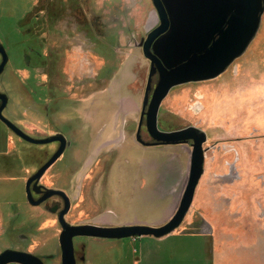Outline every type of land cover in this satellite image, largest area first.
<instances>
[{"label":"rangeland","instance_id":"1","mask_svg":"<svg viewBox=\"0 0 264 264\" xmlns=\"http://www.w3.org/2000/svg\"><path fill=\"white\" fill-rule=\"evenodd\" d=\"M35 2L0 0V43L19 78L11 80L8 70L0 76V92L12 97L3 115L30 132L60 130L66 135L70 146L42 181L71 192L68 221L95 224L105 217L119 225L160 217L161 209L144 210L145 191L136 186L145 179L143 160L159 158L163 147H142L134 141L148 69L135 43L158 24L151 0H57L64 17L45 35L47 43L37 45L46 59L32 60L28 68L21 53L34 44L23 42L30 27H23L22 20ZM81 15L87 20L83 27ZM137 72L144 73L141 80ZM22 84L30 92H21ZM50 97L67 104L45 118L42 104ZM118 118L119 144L101 145L118 136ZM190 126L207 134L204 174L176 230L189 224L187 231L206 234L215 264H264V14L246 52L222 75L174 87L162 102L160 130ZM142 136L148 139L146 133ZM53 149V144L23 142L0 122V219L8 229L0 236V253L17 248L27 252L32 241L47 238V246L28 253L39 258L42 250L56 254L60 231L56 236L31 227L30 217L41 211L26 202L25 194L27 176ZM92 240L76 238V250L81 242L94 254L102 253L104 248ZM199 240L185 239V244L196 247L203 243ZM77 264H86L85 256Z\"/></svg>","mask_w":264,"mask_h":264},{"label":"water","instance_id":"2","mask_svg":"<svg viewBox=\"0 0 264 264\" xmlns=\"http://www.w3.org/2000/svg\"><path fill=\"white\" fill-rule=\"evenodd\" d=\"M158 24L147 31L143 39V56L150 62V72L146 91L142 101L140 122L136 140L144 147L188 145L189 160L180 198L171 216L160 225L131 223L118 226H98L80 223L71 225L64 216L70 208V200L65 192L45 189L38 181L46 171L62 156L67 142L62 135L38 140L25 134L3 115L8 97L0 93V122L17 137L36 145H45L58 141L57 151L25 184L26 200L31 206H37L45 199L59 195L65 200V209L57 217L60 227L58 249L59 264H77L76 238H94L122 240L151 236L162 238L180 227L187 216L204 174L207 134L190 126L175 131H162L158 128L160 106L174 87L216 79L222 75L235 60L240 58L254 40L264 14V0H151ZM0 75L7 63L8 55L0 44ZM157 74L158 82L148 99L151 78ZM149 101V102H148ZM147 106V109L145 110ZM145 118V129L153 140L146 143L140 131ZM33 191L44 196L35 201ZM78 246V243H77ZM82 257L80 261H83ZM0 264H45L42 258L24 251L7 249L0 253ZM54 264V263H50ZM56 264V263H55Z\"/></svg>","mask_w":264,"mask_h":264},{"label":"crops","instance_id":"3","mask_svg":"<svg viewBox=\"0 0 264 264\" xmlns=\"http://www.w3.org/2000/svg\"><path fill=\"white\" fill-rule=\"evenodd\" d=\"M175 147L177 146H164L157 153L159 158L144 159L140 168L145 179L136 186L139 190L145 191L141 201L144 210L161 209L163 214L152 219V221L135 219L119 225L131 223L160 225L171 216L181 195L189 160L187 148L178 149ZM148 178L151 180L149 183H147ZM30 218L32 219L31 227H35L36 232L49 229L55 232L56 236L58 235L60 229L53 217L45 216L41 218L33 214ZM1 220L0 236H3L8 229L4 227ZM100 221L101 226H118L112 224L109 218L104 217ZM188 226L189 224H186L183 231L175 230L162 238L151 236L122 240L92 238L95 240L93 243H97L104 248L103 252L94 254L90 247L84 246L82 257L85 256L86 264H215L213 257H211L208 236L197 231H187ZM28 236H31L32 240L35 239L33 234ZM192 238H198V240L202 238V245L196 247L186 245L185 239ZM46 241L47 238L42 243H40V240L32 241L26 251L34 254L36 250L40 249V246H47ZM76 252H79V250H76ZM50 255L52 254L42 250L40 257L44 259ZM58 262L59 259L56 258V263L58 264Z\"/></svg>","mask_w":264,"mask_h":264},{"label":"flooded vegetation","instance_id":"4","mask_svg":"<svg viewBox=\"0 0 264 264\" xmlns=\"http://www.w3.org/2000/svg\"><path fill=\"white\" fill-rule=\"evenodd\" d=\"M63 13H65L64 6L63 5H59L58 2H57V0H36L35 4H33L31 6V9L28 11V13H26V15L24 16V18L22 20V25H23V27H26V26H29L30 28L33 27L34 30H31L30 28L29 29H26L25 33H23V42L26 43L29 40H32V42L34 44V47H30L29 46L26 49H23L22 50V53H21V61H22V64L23 65H25L26 67L30 68L32 66V60H36V62H37V60L46 59V56L40 51V49H39V47L37 45H39V44H46L47 43L48 40L46 38L47 36H45V35L47 33H49L51 31V29H54V25L56 23H58V19H61V18L64 17L63 16ZM81 22L82 23H81L80 27H83L87 23L86 18L84 16H82V15H81ZM150 23L152 24V22H150ZM145 38H146V36L145 37H142L138 43L137 42L135 43V47H137V49L138 48L141 49V53H142V47L140 46V44L142 43L143 39H145ZM4 48H5V46H4ZM5 50H6L7 55H8V63L6 65L3 73L0 76H3L5 74V72L8 70L10 79L19 82L18 74L16 72H14V71L11 70V63L13 61L11 62L10 55H9V53H8V51H7L6 48H5ZM26 50H27V54L24 52ZM142 57L148 63L147 64V68L148 69H147V73H146V81H145V85H144V88H143V91H144L143 92V97H142V101H143L144 94H145L146 87H147V82H148L149 72H150L151 66H150V62L143 56V53H142ZM48 58H49V56H48ZM0 61H1V56H0ZM137 73H138V77L141 80L142 79L141 78V75L144 74V73H142V72L141 73L140 72H137ZM154 78H156V83L155 84H153V79ZM157 82H158V75L155 74L151 78V83H150V88L151 89H150V91L148 93V99H149V101L151 99L152 91L156 87ZM20 89H21V92H23V93L24 92H27V91L30 92V90H28L23 84L20 85ZM0 93H4L8 97V104L6 106V108H7L8 105L10 104L11 100H12L11 94H9L7 92H0ZM32 93L35 94V91H33ZM33 94H31V95H33ZM34 97H35V100L37 101V96L35 95ZM55 100H56L55 97L54 98H51L50 97V99L47 102H43L41 111H42V113H43V115H44L45 118H48L53 111L59 110L61 108V106H63L64 104L65 105L67 104L66 103V101H67L66 99L65 100H57L58 103H56ZM142 101H141V107H140L139 116H138V119H137L138 124H137V128H136L135 135H134V141H135V143L138 144V145H140V146H142V145L137 142V140H136V133H137L138 125H139V122H140V113H141V109H142ZM146 109H147V106H146L145 110ZM118 110H119V108H118ZM118 121H119V118L116 120L115 126H114V131L115 132L118 131V136L114 140H112V141L102 142L101 145H103L104 143H109V142H112V143L109 144V145H107V147H109L110 145H113V144H115V145H118L119 144V141H117V140L120 137L121 128H120V124H119L120 122H118ZM157 123H159V114H158ZM144 125H145V118L143 119L141 131H140L141 138L143 137L142 136V133L144 132V133H146V136H147L148 139L147 140H144L142 138V140L144 142H146V143H151V142H153V140L148 135L146 129L144 130V127H145ZM17 127L20 128L28 136H30V137H32L34 139H38V140L46 139V138H49V137H54V136H57V135H62L66 139V142H67L66 149L70 146V142L67 139L66 135L62 131H60V130L54 132L53 134H46V133H42L41 134L38 131L30 132V130H28V129L21 128L19 126H17ZM6 128L13 135H15L8 127H6ZM17 138H19V137H17ZM19 139L22 140L21 138H19ZM22 141L25 142V143H27V144H29V145H33V146H46V145H48V144H45V145H36V144L28 143V142H26L24 140H22ZM49 144H53L54 145V149L52 151H46V155H45L46 158H45V160L42 163L40 162L38 164V166L35 168V170L32 171L27 176L26 181L31 176H33L51 158V156L57 151V149L60 146V143L58 141L52 142V143H49ZM179 146H185L187 148H190L188 145H179ZM142 147H144V146H142ZM158 147H164V146H158ZM44 175L38 181V186H40L41 188H45V189H55V190H60V191L65 192L66 196L70 200V208H69V211L67 212V214H65L64 218L71 225H78V224H80L81 222H78V223L77 222H74V223H72L71 221H68V218H70V215H71V213L73 211L72 210L73 201H72L71 192H69L68 190H65L63 188H57V187H52V186L45 185L43 183V181H42ZM63 181H68L67 184L68 183L69 184L72 183V181H70L67 178V176H63ZM30 188H31V192H32L33 199L35 201L40 200L44 196V193H43L42 190H41L40 193H37V192H35V191L32 190L33 189V183L30 185ZM26 202H27V200H26ZM32 207L37 208L38 210L41 211V215L38 214L37 216H39V217H43L44 215L51 216V217H53L56 220V223H57V217H58V215L60 214V212H62L65 209V200H64V198L62 196L54 195V196H51V197L45 199L39 205L32 206ZM100 220H102V218L95 219V224L94 225L100 224L101 223ZM57 226L59 227L58 223H57ZM59 229H60V227H59ZM78 246H79V252L76 253V256H77V261H80L81 258H82V250L84 248V245L80 242V243H78ZM14 250L21 251V249H18V248L17 249H14ZM56 258L58 260V256H56L54 259H52L50 257H46V258H44L45 260H43V261H44V263H49V264L50 263H54L55 264L56 263Z\"/></svg>","mask_w":264,"mask_h":264}]
</instances>
